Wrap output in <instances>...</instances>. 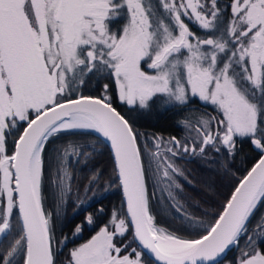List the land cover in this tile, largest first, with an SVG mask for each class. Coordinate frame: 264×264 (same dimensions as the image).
Segmentation results:
<instances>
[{
    "label": "snow or ice",
    "instance_id": "6c2138e0",
    "mask_svg": "<svg viewBox=\"0 0 264 264\" xmlns=\"http://www.w3.org/2000/svg\"><path fill=\"white\" fill-rule=\"evenodd\" d=\"M93 78L109 82L84 94ZM193 98L219 115L186 119L183 141L141 145L133 114ZM245 143L258 158L237 177L229 165ZM103 148L122 207L59 264H223L234 249L228 264H264V0H0V264H58L59 221L86 203L81 190L95 196ZM210 150L235 180L211 213L177 163H219ZM153 199L187 235L157 223ZM87 225L93 214L72 235Z\"/></svg>",
    "mask_w": 264,
    "mask_h": 264
},
{
    "label": "trees",
    "instance_id": "16d2710c",
    "mask_svg": "<svg viewBox=\"0 0 264 264\" xmlns=\"http://www.w3.org/2000/svg\"><path fill=\"white\" fill-rule=\"evenodd\" d=\"M220 3L222 5L227 4L228 0H220ZM227 15L228 12L226 11L225 17H227ZM121 22L122 25L125 22L123 16L118 17L111 23V29L113 31L118 30ZM189 25L191 26L192 31L196 32L197 35H206V33L200 30L198 26L192 23H189ZM99 88L100 84H98L93 78L83 88V91L84 94L98 95ZM195 99L196 98H193L191 103L187 106H183L182 108L169 106L166 110H164L154 105L151 111L142 113L143 116L139 118L136 114H133L135 119L134 128L140 133V141H143V144L150 143L152 137L159 135L161 132L166 133L170 137L175 135L179 139L180 137L184 139L187 131L191 130V128H188L184 121L187 119L189 121L196 122L197 119L205 116L199 108L194 105L196 102ZM118 110L126 111L127 109L125 106L119 105ZM209 155L219 163L199 160L185 162L179 160L177 163L191 172L189 179L193 182V184H195V188L185 185L187 194L199 200L201 207L208 209L211 213L219 207L220 203L224 200V197L230 191V185L235 183V180L230 175L225 176L223 174L224 169L221 165L225 162V157L222 154L216 155L209 151ZM255 158H258L256 152L252 147L245 143L242 146V150L237 154L235 161L231 163L229 167L231 171L235 172L236 176L239 177L244 173L246 168L251 167V164L255 162ZM94 164L96 167L104 170L100 186L96 190L95 200H98L101 196L98 203L103 206L106 212H112L113 209H120L123 201L121 188L117 187L116 183H112L109 187L107 183L112 175V160L107 148H103L102 153L96 157ZM84 176H87L86 172ZM85 182L86 179H80L79 181L80 184ZM205 182L214 184V191H209L205 187ZM105 189H107V191H104ZM105 214L106 213H94V217L95 219L104 218L103 216H105ZM109 217L110 216H108V218ZM78 221L80 220L78 219ZM236 254L235 249L232 252H229L223 264H228V260L232 259V257Z\"/></svg>",
    "mask_w": 264,
    "mask_h": 264
},
{
    "label": "flooded vegetation",
    "instance_id": "af4514ba",
    "mask_svg": "<svg viewBox=\"0 0 264 264\" xmlns=\"http://www.w3.org/2000/svg\"><path fill=\"white\" fill-rule=\"evenodd\" d=\"M121 26H122V22L120 23V27ZM108 82H109L108 80H102V81H100V84L108 83ZM195 101L196 102L194 105L197 106V108H199V110L205 115L204 117H212V116H218L219 115L218 112L215 110L214 105H211V104L203 102V101H199L198 98H196ZM113 102H114V106H116V105L124 106L122 103H120L116 99L115 95H113ZM136 115L138 118L143 116L142 113L136 114ZM190 122H191L192 127L194 128L196 126V122H192V121H190ZM190 134H192V132H191V130H188L185 136L187 137ZM157 136L166 137L165 139L170 138V136H168L164 132H161ZM173 136H175V135H173ZM180 139H182V141H183L185 138L183 139L182 137H180ZM140 143L143 146V141H140ZM182 161L185 162V161H189V160L185 159ZM104 191H107V189ZM150 191H151V186H150ZM81 194H83L82 190H81ZM95 197H96V195L93 196L92 193H88L86 197H84L82 195V198H84L86 200V203L84 205H82L75 212L73 211L75 206L70 203L68 205L65 213L63 214L61 220L59 221V224L57 227V237L59 240H63L65 236H68L69 242H66L67 243L66 247L63 244L59 245V247L62 249V251H61V254L57 258L58 264H59V261H63L67 258L69 250L71 248L78 246L80 243L85 242L87 239H89L91 237V235L95 234V231H97L100 226H102L104 223H106L108 221V219H109L108 216L111 215V212H106L104 210L103 206L98 203L101 196L99 197L98 200H95ZM47 203H49V209L48 210L54 212L55 209H54V204H53V201L51 198V194H50V197H48V200L46 201V204ZM101 208L103 209V212L98 211ZM152 210H153V213L157 216V223L159 225L164 226V227H168L169 229H172V230L179 231L181 235L188 234V233L180 231L179 222L177 220H175L171 215H165V214H161L159 212L158 205L156 204V201L154 199L152 201ZM262 210H264V209H262ZM94 213H97V214L106 213V214H105V216H103L104 218L95 219V225L94 226L87 225L84 227L82 233L79 236H73L72 230L74 229L75 225L81 223L84 220V217L86 215H88V214L94 215ZM78 219L80 221H78ZM241 243L243 244V241H241ZM133 246H135V245H133Z\"/></svg>",
    "mask_w": 264,
    "mask_h": 264
},
{
    "label": "rangeland",
    "instance_id": "374dc122",
    "mask_svg": "<svg viewBox=\"0 0 264 264\" xmlns=\"http://www.w3.org/2000/svg\"><path fill=\"white\" fill-rule=\"evenodd\" d=\"M186 23H192V24H194V25H196V23L194 22V21H188L187 19H186ZM197 26V25H196ZM189 27L191 28V26L189 25ZM192 30V29H191ZM74 187H75V185H74ZM45 194L48 196V197H50V192H49V190L47 189V186H46V188H45ZM81 195H83V194H81ZM45 207H46V209L48 210L49 209V203H47L46 205H45Z\"/></svg>",
    "mask_w": 264,
    "mask_h": 264
},
{
    "label": "water",
    "instance_id": "95a60500",
    "mask_svg": "<svg viewBox=\"0 0 264 264\" xmlns=\"http://www.w3.org/2000/svg\"><path fill=\"white\" fill-rule=\"evenodd\" d=\"M121 194H122V198H123V193H122V189H121Z\"/></svg>",
    "mask_w": 264,
    "mask_h": 264
}]
</instances>
